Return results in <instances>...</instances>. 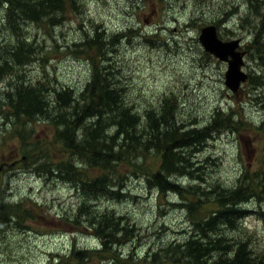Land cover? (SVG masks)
I'll list each match as a JSON object with an SVG mask.
<instances>
[{"label":"rangeland","instance_id":"obj_1","mask_svg":"<svg viewBox=\"0 0 264 264\" xmlns=\"http://www.w3.org/2000/svg\"><path fill=\"white\" fill-rule=\"evenodd\" d=\"M35 1L46 5L47 0ZM66 1L59 13L50 10L54 21L21 19L16 28L8 22L7 3L0 1V204L18 205L8 209L9 215L16 210L17 219L0 223V264H87L77 261L73 250L99 249L89 226L94 219L86 221L95 213L88 210L90 215L82 218L79 228L67 225L81 201L73 183L36 170L38 150L51 153L55 162L66 159L52 142L55 126L36 118L25 123V118L10 116L7 106L9 96L16 98L17 88L33 84L47 88L49 97L70 88L78 98L91 76V63L82 54L96 57L94 51L83 46L86 52L81 50V41L90 40L96 32L111 43L102 46L110 59L102 65L114 67L125 98L141 118L166 99L176 109V118L183 117L189 127L191 122L192 126L206 125L217 109L221 119L231 115L241 121L242 129L222 121L199 151L187 152L189 174L170 176L183 187L181 194L150 189L144 175L129 173L115 200L92 203L96 211L114 212L134 229V240L112 245L111 253L125 255L132 250L138 259L157 254L150 264H171L163 249L183 243L194 228L185 197L198 198L201 190L207 193V200L197 209L200 217L194 218L205 221L221 205L217 186L234 189L264 182V138L254 131L264 122V21L260 23L247 0ZM260 9L264 15V3ZM207 25L217 27L221 40L240 41L242 71L249 80L235 93L224 84L226 64L198 43L200 30ZM24 46L36 53L26 58L25 52L22 58L19 50ZM154 160L151 156L147 162ZM75 165L81 167L79 161ZM250 195L235 205L239 232L227 234H248V247L262 253L264 190Z\"/></svg>","mask_w":264,"mask_h":264},{"label":"trees","instance_id":"obj_2","mask_svg":"<svg viewBox=\"0 0 264 264\" xmlns=\"http://www.w3.org/2000/svg\"><path fill=\"white\" fill-rule=\"evenodd\" d=\"M0 1L7 3L8 22L13 28H16V23L21 19L36 22L44 19L54 21V12L50 14V10L59 13L62 3L67 2L47 0L45 5L43 1L35 0ZM247 1L250 2L256 18L260 23L263 22L264 15L260 13V8L263 7L264 0ZM106 39L102 33L96 32L90 40L81 41V50L86 52L83 46L89 51H94L96 57L90 59L86 53L82 54L91 63V76L78 98L74 97L70 88L57 91L54 96L49 97L47 88L33 84L34 86L17 88L16 98L11 99L9 96L7 106L10 116L25 118V123L36 118L51 121L55 126L52 142L60 147L66 159L55 162L51 153L38 150L35 159L40 161V164L36 170L47 176L54 175L57 179L69 180L73 183L75 192L80 195L81 201L75 210L74 218L72 216L67 225L73 229L79 228V225L83 224L82 218L90 215L88 210L96 214L86 221L94 219L89 226L92 236L98 240L99 249L93 252L88 249L78 252L74 249L72 256L87 264L92 261H97L94 264H150L156 260L157 254L138 259L132 250L125 255L117 251H114L116 255L111 253L112 245H124L134 240V229L128 227L123 217L116 216L114 212L96 211L92 203L99 199H114V196L120 195L119 191L129 173L144 175L150 189L155 188L161 193L181 194L183 187L172 181L170 176L177 174L184 177L189 174L191 159L187 157V152L199 151L201 144L212 136L217 130L216 126L222 121L232 123L238 129H242V126L241 121L233 120L231 115L221 119V112L217 109L206 125L197 127L192 126L191 122L189 127L183 117L176 118V109L173 105L169 107L166 99L159 107L146 111L141 118L133 112L130 102L125 98L114 67L111 64L102 65L110 61L107 57L108 50L102 47L111 45L110 42L104 41ZM19 52L22 58L25 52L26 58H31L36 53L26 46ZM112 128L113 132H109ZM232 129L231 126L230 130ZM254 131L264 138V122ZM262 142L264 147V140ZM132 156L137 159L131 161ZM151 156L155 160L148 163L147 160ZM76 161L81 163V167H76ZM123 167L125 169H122ZM241 177L248 179L244 173ZM216 188L221 192L217 198L221 205L205 221L194 218L200 217L197 209L207 200V193L201 190L197 194L198 198L185 197L188 216L194 228L183 243L165 247L164 258L172 260L171 264H264V252H257L248 247V234H227L230 231L239 232V227L235 224L239 210L235 205L246 199L245 195H250L248 191H253V195H250L253 197L264 190V182L261 181L259 185L247 184L244 187L240 185L234 189H223L219 186ZM16 206L18 205L0 204L1 224L8 222L12 217L17 219L16 210L13 215L8 213V209Z\"/></svg>","mask_w":264,"mask_h":264},{"label":"water","instance_id":"obj_3","mask_svg":"<svg viewBox=\"0 0 264 264\" xmlns=\"http://www.w3.org/2000/svg\"><path fill=\"white\" fill-rule=\"evenodd\" d=\"M198 43L205 52L226 64L224 84L231 92H237L239 86L247 79V75L241 69L244 52L238 50L240 41L221 40L216 26L207 25L200 30Z\"/></svg>","mask_w":264,"mask_h":264},{"label":"bare ground","instance_id":"obj_4","mask_svg":"<svg viewBox=\"0 0 264 264\" xmlns=\"http://www.w3.org/2000/svg\"><path fill=\"white\" fill-rule=\"evenodd\" d=\"M219 27V26H218ZM196 48V47H195ZM1 118V117H0ZM5 122V121H4ZM223 132V131H222ZM178 206V205H177Z\"/></svg>","mask_w":264,"mask_h":264},{"label":"flooded vegetation","instance_id":"obj_5","mask_svg":"<svg viewBox=\"0 0 264 264\" xmlns=\"http://www.w3.org/2000/svg\"><path fill=\"white\" fill-rule=\"evenodd\" d=\"M5 166V165H4ZM2 168H3V166H2Z\"/></svg>","mask_w":264,"mask_h":264}]
</instances>
